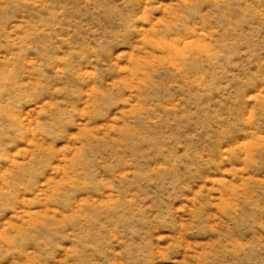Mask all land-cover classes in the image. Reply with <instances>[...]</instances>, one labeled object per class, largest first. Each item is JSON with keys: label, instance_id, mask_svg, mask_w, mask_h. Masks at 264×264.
<instances>
[{"label": "rangeland", "instance_id": "1", "mask_svg": "<svg viewBox=\"0 0 264 264\" xmlns=\"http://www.w3.org/2000/svg\"><path fill=\"white\" fill-rule=\"evenodd\" d=\"M0 264H264V0H0Z\"/></svg>", "mask_w": 264, "mask_h": 264}]
</instances>
